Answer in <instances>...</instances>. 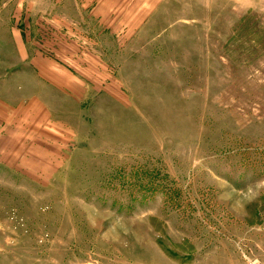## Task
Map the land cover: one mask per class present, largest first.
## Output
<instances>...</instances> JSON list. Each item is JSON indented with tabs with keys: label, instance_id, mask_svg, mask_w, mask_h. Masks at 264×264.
Masks as SVG:
<instances>
[{
	"label": "rangeland",
	"instance_id": "obj_1",
	"mask_svg": "<svg viewBox=\"0 0 264 264\" xmlns=\"http://www.w3.org/2000/svg\"><path fill=\"white\" fill-rule=\"evenodd\" d=\"M0 264H264V0H0Z\"/></svg>",
	"mask_w": 264,
	"mask_h": 264
}]
</instances>
